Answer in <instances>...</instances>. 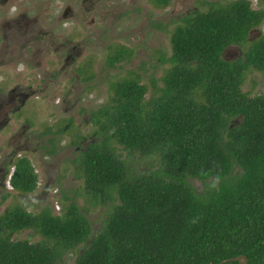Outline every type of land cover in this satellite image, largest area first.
I'll return each instance as SVG.
<instances>
[{
  "label": "trees",
  "instance_id": "trees-1",
  "mask_svg": "<svg viewBox=\"0 0 264 264\" xmlns=\"http://www.w3.org/2000/svg\"><path fill=\"white\" fill-rule=\"evenodd\" d=\"M153 2L167 7L171 0ZM205 3L207 10L183 16L172 32V53L164 58L171 66L150 98L141 75L130 73L112 81L107 102L92 110L105 139L91 143L78 162L86 192L116 202L102 229L91 238L73 200L61 214L50 206L38 213L9 208L0 215V264H59L85 243L75 264H220L239 255L264 263V92L242 89L246 72H264V35L249 40L264 23V9L250 0ZM233 45L246 46L244 53L225 58ZM132 54L110 46L107 65ZM112 139L129 157L157 155L158 168L132 173ZM50 142L47 154L56 152L55 138ZM13 166V188L34 191L39 177L29 158ZM190 178L218 182L199 193ZM23 229L45 241L14 240Z\"/></svg>",
  "mask_w": 264,
  "mask_h": 264
},
{
  "label": "rangeland",
  "instance_id": "rangeland-1",
  "mask_svg": "<svg viewBox=\"0 0 264 264\" xmlns=\"http://www.w3.org/2000/svg\"><path fill=\"white\" fill-rule=\"evenodd\" d=\"M210 1L225 4L236 0H171L167 7H158L153 0H99L92 13L83 12L79 30L71 31L73 40L81 42L83 53L76 61L68 63L59 60L60 52L55 50L57 43L53 44L50 38L39 34L36 35L37 41L29 42L15 36L18 44L14 45V25L5 21L7 16H14V0L0 3V102L13 88L20 87L32 96L16 118L9 115L12 118L10 123L0 128V215L17 206L32 213L50 206L55 214H61L73 200L90 222L91 238L102 229L108 212L116 202L104 204L86 192L78 162L81 152L91 143H103L105 139L92 121V110L107 102L112 81L121 80L130 73L141 75L142 83L148 88L146 96L150 98L155 85L162 86V79L171 66L164 58L171 56L170 39L175 27L183 16L195 10H207L205 2ZM250 1L254 8L264 9V0ZM44 2L38 0L31 7V13L39 14L45 30L52 31L47 19L56 11L52 9L47 13L43 6L40 9L39 3ZM88 6L89 3L86 4ZM71 26L66 25L64 37H69ZM262 34L264 23L253 29L249 40H255ZM110 46L132 49L131 59L109 67L107 56ZM245 48L244 45L230 46L224 57H240ZM80 68L84 69L83 75L76 81L70 80ZM90 75L95 76L92 82L85 79ZM244 78V92L251 96L264 92V72L252 69L246 72ZM5 110L6 107L0 116ZM71 118L73 120L69 122ZM23 124H28L24 136L11 142L12 133ZM49 126L54 130L66 128L58 133L56 152L53 154L46 153L52 145L50 141L46 143L50 136L47 132ZM110 145L116 147L123 160H128L132 173H149L159 166L157 155L129 157L116 140L112 139ZM21 156L29 158L39 177L37 188L29 193H21L8 186L13 163ZM189 180L199 193H206L218 182V179H209L206 185L197 178ZM66 197L70 200L67 201ZM12 238L28 239L33 243L45 241L34 229L20 230L12 234ZM86 246L87 243L81 244L66 253L59 264H75Z\"/></svg>",
  "mask_w": 264,
  "mask_h": 264
},
{
  "label": "flooded vegetation",
  "instance_id": "flooded-vegetation-1",
  "mask_svg": "<svg viewBox=\"0 0 264 264\" xmlns=\"http://www.w3.org/2000/svg\"><path fill=\"white\" fill-rule=\"evenodd\" d=\"M9 0H0V3L4 4L5 2H8ZM44 3H39L40 9L41 6L44 7L45 11L48 13L52 9L56 11L54 16L48 17L47 21L51 24L50 28L53 29L52 31L45 30V26L42 21L39 20V14H33L31 13V7H33L38 0L30 2L29 0H14V16H7L6 22L11 23L14 25V37H12V42H14V45H17L18 42H16L17 36L20 40L25 38L26 42H29L31 40L37 41L38 37L36 35H41L43 38H50L52 40V43L57 45L55 46V50L60 52V58L59 60L64 63H68L70 61H76L77 58H80L82 56V49H81V42H76L73 40V34L72 30H77L79 25H81L82 15L85 11L86 13L90 14L93 12V10L96 8V3L99 0H43ZM53 2V3H51ZM89 3V6L86 7V4ZM1 15V12H0ZM94 18L92 19L91 24L93 23ZM67 24H71L70 32H68L69 37H64V31ZM256 29V28H255ZM79 30V29H78ZM10 31V27H9ZM253 31V30H252ZM251 31V32H252ZM251 34V33H250ZM8 36H5V38ZM261 36V35H260ZM55 37V38H54ZM61 39L60 41H56L57 39ZM25 42V43H26ZM84 69L80 68V70L77 72L75 76L71 75V79L76 81V78H79L81 75H83ZM95 76L90 75L87 76L85 79L86 81L92 82L94 80ZM31 93H26L21 88H13L9 91L5 99H1L0 102V113L2 110L5 109V112L0 116V128L5 127L7 123H10L9 115L16 116L18 113L23 110V108L26 106L27 100L31 98ZM72 118L69 120V122H72ZM28 127V124H23L20 128L15 129L14 133L11 135V142L14 138H20L22 135L24 136L25 131ZM68 127V125L66 126ZM48 128H52L49 126ZM47 128V129H48ZM53 129V128H52ZM50 132V136L47 139L46 143L48 144L51 138H55V141L58 140V133ZM62 133V132H61ZM93 235V234H92Z\"/></svg>",
  "mask_w": 264,
  "mask_h": 264
},
{
  "label": "water",
  "instance_id": "water-1",
  "mask_svg": "<svg viewBox=\"0 0 264 264\" xmlns=\"http://www.w3.org/2000/svg\"><path fill=\"white\" fill-rule=\"evenodd\" d=\"M228 261H238L241 264H248V258H247L246 255H239L237 257H233V258H230V259L223 260L220 264H224V263H226Z\"/></svg>",
  "mask_w": 264,
  "mask_h": 264
},
{
  "label": "built area",
  "instance_id": "built-area-1",
  "mask_svg": "<svg viewBox=\"0 0 264 264\" xmlns=\"http://www.w3.org/2000/svg\"><path fill=\"white\" fill-rule=\"evenodd\" d=\"M14 171H15V166L12 167V170L10 171L9 177H8V186L11 187V188H12V186H11V183H10V179L12 178V176L14 174ZM56 207H57L58 210L60 209L59 204H57Z\"/></svg>",
  "mask_w": 264,
  "mask_h": 264
},
{
  "label": "clouds",
  "instance_id": "clouds-1",
  "mask_svg": "<svg viewBox=\"0 0 264 264\" xmlns=\"http://www.w3.org/2000/svg\"><path fill=\"white\" fill-rule=\"evenodd\" d=\"M38 182H39V180H38ZM10 183H11V179H10ZM37 185H38V183H37ZM11 186H12V184H11ZM10 188H11V187H10ZM12 189H14L13 186H12Z\"/></svg>",
  "mask_w": 264,
  "mask_h": 264
}]
</instances>
